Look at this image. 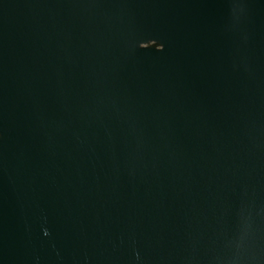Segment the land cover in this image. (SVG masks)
I'll return each mask as SVG.
<instances>
[{
	"label": "water",
	"instance_id": "water-1",
	"mask_svg": "<svg viewBox=\"0 0 264 264\" xmlns=\"http://www.w3.org/2000/svg\"><path fill=\"white\" fill-rule=\"evenodd\" d=\"M0 264H264V0H0Z\"/></svg>",
	"mask_w": 264,
	"mask_h": 264
}]
</instances>
